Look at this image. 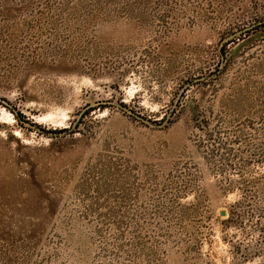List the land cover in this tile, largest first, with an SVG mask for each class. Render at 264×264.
<instances>
[{"label":"rangeland","instance_id":"1","mask_svg":"<svg viewBox=\"0 0 264 264\" xmlns=\"http://www.w3.org/2000/svg\"><path fill=\"white\" fill-rule=\"evenodd\" d=\"M0 103V264H264V0H0Z\"/></svg>","mask_w":264,"mask_h":264},{"label":"flooded vegetation","instance_id":"2","mask_svg":"<svg viewBox=\"0 0 264 264\" xmlns=\"http://www.w3.org/2000/svg\"><path fill=\"white\" fill-rule=\"evenodd\" d=\"M0 104H1V103H0ZM112 104L114 105V107L116 106L119 110H121V111H123V112H129V113H131L132 115H137L136 113L132 112L131 110L128 111V108H126V106H125L124 104H117V103H113V102H112ZM178 106H179V102L175 105V109H174L173 113H175L176 108H177ZM5 107L8 108V109L12 112V114L14 115V117H15L19 122L24 123V124L27 123V125H29L30 128H34L35 130H38V132H39L40 134L58 135V134H61V133H62V134H63V133H67V131H68V130H63V131H60L59 133H58L57 131H52V132L47 131V133H46V130H45V129L41 128V126H37V124H35V123H33V122H30V120H27V119L25 118V116H24L21 112L17 111L16 109L10 108V106H8V105H5ZM110 107H113V106H110ZM132 115H131V116H132ZM137 117H138L139 119H143V118H141V116H139V115H137ZM24 121H25V122H24Z\"/></svg>","mask_w":264,"mask_h":264},{"label":"water","instance_id":"3","mask_svg":"<svg viewBox=\"0 0 264 264\" xmlns=\"http://www.w3.org/2000/svg\"><path fill=\"white\" fill-rule=\"evenodd\" d=\"M222 216H224V213L222 214Z\"/></svg>","mask_w":264,"mask_h":264}]
</instances>
